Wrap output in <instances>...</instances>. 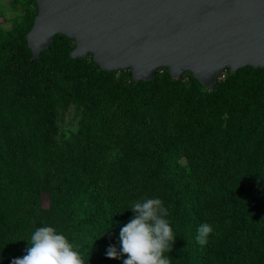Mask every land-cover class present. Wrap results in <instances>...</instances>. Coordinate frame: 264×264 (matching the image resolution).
Listing matches in <instances>:
<instances>
[{
  "label": "trees",
  "instance_id": "obj_1",
  "mask_svg": "<svg viewBox=\"0 0 264 264\" xmlns=\"http://www.w3.org/2000/svg\"><path fill=\"white\" fill-rule=\"evenodd\" d=\"M24 39L23 74L0 85L4 230L34 231L47 192L48 226L103 264L130 206L158 197L176 236L171 264H264V68L228 69L213 89L164 68L137 83L91 55L72 59L74 47L58 57L57 41L75 43L62 35L38 60ZM202 223L213 228L204 246Z\"/></svg>",
  "mask_w": 264,
  "mask_h": 264
},
{
  "label": "water",
  "instance_id": "obj_2",
  "mask_svg": "<svg viewBox=\"0 0 264 264\" xmlns=\"http://www.w3.org/2000/svg\"><path fill=\"white\" fill-rule=\"evenodd\" d=\"M35 1L32 60L62 35L75 42L72 59L91 55L102 71L130 70L137 83L164 68L213 89L228 69L264 68V0Z\"/></svg>",
  "mask_w": 264,
  "mask_h": 264
},
{
  "label": "clouds",
  "instance_id": "obj_3",
  "mask_svg": "<svg viewBox=\"0 0 264 264\" xmlns=\"http://www.w3.org/2000/svg\"><path fill=\"white\" fill-rule=\"evenodd\" d=\"M135 213L123 226L119 234L120 249L111 246L107 250L109 259L126 256L123 264H171L169 254L176 236L164 201L158 197L143 198L128 209ZM213 228L202 223L197 228L196 242L204 246ZM26 255L12 260V264H89L84 253L76 248L55 227L42 226L31 234Z\"/></svg>",
  "mask_w": 264,
  "mask_h": 264
},
{
  "label": "rangeland",
  "instance_id": "obj_4",
  "mask_svg": "<svg viewBox=\"0 0 264 264\" xmlns=\"http://www.w3.org/2000/svg\"><path fill=\"white\" fill-rule=\"evenodd\" d=\"M33 7L31 0H0V85L6 84L12 75L17 76L19 72L23 74L25 61L21 58H23L22 47L26 42L24 37L31 30L35 14L38 13L37 4L35 9ZM66 47L75 48V43L64 44L62 39L57 41L55 52L58 57L66 50ZM125 74L126 72L123 71L119 75L123 76ZM72 115L68 117L67 123L70 124L68 125L70 128H75L73 123L76 121L73 122ZM110 154L111 159L120 156L116 149ZM50 204V194L43 192L36 202L37 214L41 212L43 220L38 224L35 223L34 230L42 226H48L49 216L46 213ZM25 230L26 228L13 236L7 230H4L2 224H0V264H12L13 259L22 258L26 255L27 241L30 240L34 231ZM85 259L87 260V255ZM114 260H108L103 264H122L120 260ZM97 264H99V261Z\"/></svg>",
  "mask_w": 264,
  "mask_h": 264
},
{
  "label": "built area",
  "instance_id": "obj_5",
  "mask_svg": "<svg viewBox=\"0 0 264 264\" xmlns=\"http://www.w3.org/2000/svg\"><path fill=\"white\" fill-rule=\"evenodd\" d=\"M163 71H161V73H162Z\"/></svg>",
  "mask_w": 264,
  "mask_h": 264
}]
</instances>
